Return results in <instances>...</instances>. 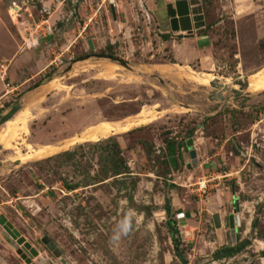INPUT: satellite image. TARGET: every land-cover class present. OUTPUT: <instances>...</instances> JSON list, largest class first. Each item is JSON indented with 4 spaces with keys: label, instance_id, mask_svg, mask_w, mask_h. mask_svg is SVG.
<instances>
[{
    "label": "rangeland",
    "instance_id": "rangeland-1",
    "mask_svg": "<svg viewBox=\"0 0 264 264\" xmlns=\"http://www.w3.org/2000/svg\"><path fill=\"white\" fill-rule=\"evenodd\" d=\"M43 1L0 0V116L19 107L0 123V214L31 262L61 264L46 235L66 264H264V88L248 83L264 0H187L203 26L176 37L143 10L159 0ZM101 122L135 123L85 138ZM18 247L0 225V264H27Z\"/></svg>",
    "mask_w": 264,
    "mask_h": 264
},
{
    "label": "water",
    "instance_id": "water-1",
    "mask_svg": "<svg viewBox=\"0 0 264 264\" xmlns=\"http://www.w3.org/2000/svg\"><path fill=\"white\" fill-rule=\"evenodd\" d=\"M112 10V9H111ZM165 10V18L167 21V25L169 30L172 33H181L184 32V35L190 36L192 34V30L198 29L203 26V19L201 13H191L187 0H171L166 2L164 5ZM19 109L17 105L11 106L3 115L0 116V123L7 121L11 116ZM193 141L191 138H187L185 140V146L189 149L188 155L190 158L191 165H195V152L191 149ZM190 166V164H187ZM236 209V206L233 210ZM185 216H189L188 212H185ZM234 219V224L238 223L237 215H229V227L233 226L231 219ZM213 224L216 228V235L218 241H221V232H220V220L219 215L216 211L212 213ZM0 225L7 232V234L15 240V242L19 245L16 249L17 254L24 260L27 264H34L30 262L31 257L37 255V251L33 246L24 239L23 236L19 234V232L12 226V224L5 219L3 215L0 214ZM233 230H230V233ZM41 242L45 245L47 250L51 252V254L59 259L61 264H65V260L60 257L59 248L46 236H41ZM231 248H227L222 252H230Z\"/></svg>",
    "mask_w": 264,
    "mask_h": 264
},
{
    "label": "bare ground",
    "instance_id": "bare-ground-1",
    "mask_svg": "<svg viewBox=\"0 0 264 264\" xmlns=\"http://www.w3.org/2000/svg\"><path fill=\"white\" fill-rule=\"evenodd\" d=\"M256 74H258V73H255V74L249 76V78H248L249 88H252V89H259V87L264 88V75L262 74V75L258 76L259 74L258 75H256ZM134 123L135 122H127L123 125H117L116 123H113V122H101V123L91 127V129L87 132V134H86L87 136H85V138H87L88 140H95V139L104 137L108 132H113L115 130L125 128V126H127L129 124L131 125ZM1 141L4 145L8 144V142L6 140H1ZM56 148H57L56 146H52V145L51 146L50 145H43L40 148L35 149L34 153L31 155L43 156L44 154L54 152L56 150ZM31 155H28V156H31ZM21 156H23V155H21ZM25 156H27V155H25Z\"/></svg>",
    "mask_w": 264,
    "mask_h": 264
},
{
    "label": "crops",
    "instance_id": "crops-1",
    "mask_svg": "<svg viewBox=\"0 0 264 264\" xmlns=\"http://www.w3.org/2000/svg\"><path fill=\"white\" fill-rule=\"evenodd\" d=\"M143 1H147V0H141V4H142V2ZM130 2L132 3V4H134L135 3V0H130ZM159 2L161 3V4H159L158 3V5H155V7H150L149 9H146V8H143V10L145 11V13H147L149 16H151V18H153L152 19V21H157V24L159 23V22H167L166 21V18L163 20V19H159L158 17H159V15H152V13L150 12V10H152V8H153V10L155 9V11L158 13V11H159V9H164V5H165V3L166 2H169V0H159ZM41 5H45V1H43V0H41ZM63 2H60L59 0H57V7H59L60 5H63L62 4ZM135 5V4H134ZM155 24H156V22H154ZM169 28V27H168ZM158 29V31L159 32H161V30L159 29V28H157ZM170 31V30H169ZM171 34H173V36H178V35H180L179 33H171ZM187 38H191V39H193V50H194V52H200V50H199V48L201 49L202 47H200V46H202V43H200V46L198 45V42H202L201 40H197V39H200L199 37H196L195 35H194V37H187ZM167 42H170V45H173V44H176L177 46L178 45H182L183 46V48H188V44H190V39H185L184 41H181L180 43H177L175 40H171V41H167ZM172 47V46H171ZM196 57H197V55H195ZM199 57V56H198ZM199 59V58H198ZM233 193V190L231 189V194ZM234 206H237V204H234Z\"/></svg>",
    "mask_w": 264,
    "mask_h": 264
},
{
    "label": "trees",
    "instance_id": "trees-1",
    "mask_svg": "<svg viewBox=\"0 0 264 264\" xmlns=\"http://www.w3.org/2000/svg\"><path fill=\"white\" fill-rule=\"evenodd\" d=\"M194 10V9H193ZM195 12H197V11H195ZM161 37L162 38H164V39H166L167 37H168V34L167 33H164L163 35H161ZM63 153V152H62ZM115 153H117L118 154V148L115 146ZM115 153L113 152V154H112V161H113V163H119V165H121V163H122V160H121V158H116L115 157ZM122 172H126V168H125V166H123L122 167V169L121 170H119L117 173H122ZM165 211L167 212L168 211V208H166L165 209ZM173 247H174V249H175V254H176V256L183 262V263H185V260H184V258H183V256H182V253L180 252V251H178V249H177V240L175 239V238H173Z\"/></svg>",
    "mask_w": 264,
    "mask_h": 264
},
{
    "label": "flooded vegetation",
    "instance_id": "flooded-vegetation-1",
    "mask_svg": "<svg viewBox=\"0 0 264 264\" xmlns=\"http://www.w3.org/2000/svg\"><path fill=\"white\" fill-rule=\"evenodd\" d=\"M235 207V206H234ZM233 207V208H234ZM231 222L234 224V219L232 218L231 219ZM228 223H229V221H228ZM235 226H237L238 225V223L237 224H234ZM227 248H223V250H226ZM231 249H233V248H231ZM33 257H35V256H33ZM33 257H31V258H33ZM30 262H31V259H30ZM60 262V261H59ZM32 263V262H31ZM61 263V262H60ZM66 264V263H65Z\"/></svg>",
    "mask_w": 264,
    "mask_h": 264
},
{
    "label": "built area",
    "instance_id": "built-area-1",
    "mask_svg": "<svg viewBox=\"0 0 264 264\" xmlns=\"http://www.w3.org/2000/svg\"><path fill=\"white\" fill-rule=\"evenodd\" d=\"M22 3H24V2H22ZM3 68V65L2 64H0V71H1V69Z\"/></svg>",
    "mask_w": 264,
    "mask_h": 264
},
{
    "label": "clouds",
    "instance_id": "clouds-1",
    "mask_svg": "<svg viewBox=\"0 0 264 264\" xmlns=\"http://www.w3.org/2000/svg\"><path fill=\"white\" fill-rule=\"evenodd\" d=\"M126 230V229H125Z\"/></svg>",
    "mask_w": 264,
    "mask_h": 264
}]
</instances>
